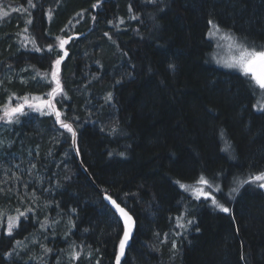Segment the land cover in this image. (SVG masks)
Returning a JSON list of instances; mask_svg holds the SVG:
<instances>
[{
	"label": "trees",
	"instance_id": "16d2710c",
	"mask_svg": "<svg viewBox=\"0 0 264 264\" xmlns=\"http://www.w3.org/2000/svg\"><path fill=\"white\" fill-rule=\"evenodd\" d=\"M34 2L37 7L30 10L28 34L35 38L41 52H35L31 44L16 49L17 42L20 44L16 32L23 30L28 14L12 12L11 8H27V0H3L4 9L10 13L3 31L7 36L0 40V79L4 80L0 105L9 102L12 93L16 97L27 94L29 99L33 95L47 98L50 85L39 78L32 80L33 69L24 72L31 73L25 78L27 83L9 82L4 78L6 66L17 72L34 65L42 73L48 72L56 52L49 53L46 46L55 44L57 35H77L65 46L69 55L61 72L68 98L57 108L65 114L62 119L79 117L80 155L70 147V134L59 128L54 116L26 108L29 114L19 118L21 123L8 126L6 136L12 143L0 149V180L5 178V169L19 165L25 169L23 180L29 186L24 188L21 181L12 180L0 184L6 190L13 188L12 193H0V210L6 213L0 216V229H6L7 215L15 214L17 207L23 210L30 206L28 200L21 204L18 195L33 191L41 205L45 200L53 201L38 213V219L48 216L61 223L52 235L51 228L40 232V224L31 214L21 217L12 237L0 235V260L15 240L28 237L27 252L21 253L23 259L15 260V264H24L29 253H40L39 247L30 243L39 236L53 249L47 255V264H56L58 256L64 264L67 254H61V250H67L73 241L78 245L83 241L85 251L88 245L100 249L95 253L100 264H114V246L123 225L102 197L106 189L127 207L135 221L122 264H264L263 190L245 185L226 205L232 209L226 214L210 207V201L192 199L176 183L193 184L201 171L209 178L219 174L217 182L223 192L215 195L223 202L230 187L236 186L235 177L246 179L249 173L264 170V111L253 109L254 104L259 108L264 95L261 99L259 90L250 89L239 74L213 65L214 45L206 36L208 21L213 19L257 46L264 45V0H164L147 8L140 0H103L95 11L92 5L96 0ZM129 4L141 12L142 23L128 19ZM49 10L51 19L46 14ZM81 12L82 20L77 15ZM145 13L154 15L155 23ZM91 15L97 16L94 25ZM117 17L125 20L119 32L107 23ZM70 20L75 29L61 32ZM106 31L116 44L103 35ZM121 51L127 55L122 56ZM170 63L175 65L174 71L169 70ZM94 75L98 78L92 80ZM117 80L121 82L116 84ZM108 91L115 99L111 106L101 108ZM17 102L22 101L11 100L12 105ZM113 121H119L120 135L100 131ZM220 128L232 142L235 159L221 151ZM110 151L112 156L108 155ZM120 151H126V155L115 154ZM29 161L37 165L32 176L27 172ZM57 181L59 188L54 186ZM45 188L51 192H43ZM55 202L63 209L61 215ZM72 207L77 210L72 215L74 226L64 215ZM186 209L194 212L196 223L184 236H176L175 232L184 231L176 227V217ZM192 218L185 212V219ZM85 228L89 231L84 232ZM45 232L47 240L43 239ZM172 239L179 247L175 255ZM3 264H13V260ZM75 264H96V259L81 258Z\"/></svg>",
	"mask_w": 264,
	"mask_h": 264
},
{
	"label": "snow or ice",
	"instance_id": "6c2138e0",
	"mask_svg": "<svg viewBox=\"0 0 264 264\" xmlns=\"http://www.w3.org/2000/svg\"><path fill=\"white\" fill-rule=\"evenodd\" d=\"M103 0H96V3L92 5V9L98 10ZM142 7L147 8L148 5L156 6L158 3H163L164 0H140ZM59 3V0H57ZM27 8H15L12 7L11 11H23L27 12L28 19L25 21V27L22 30V33H17L18 36L21 37L20 47L26 48L28 44L33 46V50L35 52H41L42 49L37 45L35 38L30 36L29 33V25L32 24V14L31 9L36 8L37 4L34 0H27ZM156 11H163L162 8H157ZM128 13L130 14L128 19L133 21H140L141 20V12L134 11V5L129 4L128 6ZM51 19L52 11L49 10L46 13ZM149 16L150 19L153 20L155 23V16L149 13H145ZM80 19H83V12L78 13ZM9 16V11L4 10L3 0H0V20ZM91 20L93 21V25L97 20L96 15H91ZM80 21L77 20L76 23L78 24ZM113 28L116 29L117 32L120 30V26L125 23L123 18L117 17L115 22L113 20H108L107 22ZM75 24L72 21H69V24L65 26L64 29H61V32L66 31L71 27V29H75ZM208 31L206 36L210 40L219 41H227L229 47L233 49L235 55L232 57L231 62H221L216 56H212V60L219 66L224 67L225 69H234L239 74L244 81L248 83V87L255 91V89H259L261 93H264V45L257 46L255 42H250L246 36L238 35L232 28L222 27L218 24L215 20L209 19L208 21ZM158 27V25H157ZM83 35V34H79ZM103 35L108 38L113 44H116L113 36L110 35L109 32H104ZM78 38L77 35H68L67 37L57 35L55 37V44L49 43L46 46V50L49 53L56 52L55 58L51 60V68L50 71L42 73L39 69H36L34 65H29L27 68L20 69V72H26L29 69H33L35 74L31 76L32 80H36L39 78L40 80L44 81L48 85H50V90L45 93L47 98H42L41 96L33 95L31 99H29V95H24L20 97H16L15 93H12L9 97V102L0 105V130H8L6 126L8 125H15L21 123L19 119L21 116H26L29 113L26 111L27 109H31L32 111L39 112L41 115H49L54 116L55 123L59 125L60 129H63L66 133L70 134L71 137V148H74L76 151V155H80V149L77 146L78 144V131L79 128L82 127L81 124L78 123L79 117L73 116L71 118L65 117L62 119V116L65 114L62 110L57 108V104H60L62 100L68 98L67 91L64 87V83L62 80V72L61 66L62 63L65 61L66 57H68L69 53L66 50L65 46L68 45L70 42L75 41ZM117 49L119 50V46L117 45ZM122 56H126L127 53L121 51ZM99 64V61H96ZM134 67V66H133ZM169 70H175L174 64L168 65ZM7 72L6 77L9 82L12 81L13 76L9 75L8 73H15V69L11 67V65L6 66ZM151 70V69H150ZM127 75H131V72H128ZM97 76H92V80L97 79ZM21 83H27L25 79L21 77ZM121 81H115L116 84H119ZM91 83V80L89 81ZM4 84V80L0 79V87ZM13 98L18 99L22 102H17L13 106L11 104V100ZM115 99L113 93L108 91L105 96L103 97L104 105L100 107L103 108L105 105L111 106L113 100ZM254 110L264 111V103H259V108L257 109V105H253ZM107 130L108 135H120L119 129V121H113L111 125L106 129V127L102 126L100 131L103 133ZM219 138L223 141V147L221 151H225L229 154V156L235 159L234 156V147L230 139L227 138L226 130L223 128L218 129ZM60 137H63L65 140L68 139L64 133H59ZM12 141L7 139V137H0V149H3L6 145H11ZM51 153H49L50 155ZM114 153L109 152L108 155L112 156ZM121 157L126 155V151H120L115 153ZM29 156L32 155L31 152L28 153ZM37 155L39 152L37 151ZM2 167V165H0ZM37 165L34 162L29 161L28 164V175L32 176L34 170L36 169ZM13 168L18 169V171L12 170ZM25 169L21 168L19 165H13L11 168L5 169V178L0 180V184L6 185L8 180L21 181L23 183V187L27 188L29 186V182L23 180V174ZM11 172V176H8L7 173ZM217 174L214 177H207L206 174L201 171L198 178L194 181L193 184H186L182 183L179 180L176 183L179 185V188L182 189L184 192L190 193L192 199L196 201H201L203 199L204 202L210 201V207L218 210L222 213L230 214L232 209L229 206H226L230 203V201L234 200L237 195L240 193V189L243 188L245 185H255L261 190H264V170H260L255 173H249L246 179H241L239 177L234 178V182L236 184L235 187H230L229 192L227 193V199L221 202V199L217 198L215 193H222L223 189L220 183L217 182ZM37 182L39 181V177H36ZM65 179H70L69 176H65ZM56 188L61 187L60 183L57 181L54 185ZM104 192L103 199L107 201L111 208L114 210V215L118 217V222H122L123 229L122 234L119 235L118 244L114 246V264H122V258L126 256V251L129 249L130 240L133 237V230L135 227V221L133 215L130 214V211L127 209L126 206H122L121 203L117 202L118 198L114 199L106 189L102 190ZM13 188L0 187V193H12ZM43 192H51V189L45 188ZM127 195V194H125ZM18 199L21 204H24L25 200L30 202V206L24 207L21 210L19 207L15 209V215L8 214L7 215V227L6 229H0V235H7L8 237H12L13 233L18 228V222L20 221L21 217L29 218V214L33 218H37V223L40 224V232H44V229L51 228L53 229L52 235H55V228L57 225L61 223L60 220L50 219L48 216H45L44 220L40 221L38 219V213L42 209H47L53 201L45 200L43 205L40 203V197L37 195L35 191L26 194H19ZM56 208L59 209L58 215L63 213V209L59 202H55ZM202 206V205H198ZM189 208H191V204L189 203ZM76 208L72 207L69 209L68 213H64V215L68 216V224L70 226H74L72 215L76 213ZM185 212L188 215H191L192 219H185ZM185 212H181L179 216L176 217V227L179 229H183V232H175L176 236H184L190 226L195 225L196 221L194 218V212L185 210ZM6 215L5 211L0 210V216ZM70 230V229H69ZM197 232L200 231L199 227L195 229ZM89 229L85 228L84 232H88ZM65 237H67L68 233H64ZM168 238V234L165 233V239ZM43 239H48V234L45 232L43 235ZM28 240V237H25V241ZM22 240H15L12 244L11 249L9 251L2 253V260H0V264L8 260H13V264H15V260L23 259L21 253L27 252L29 245ZM165 241H161L164 243ZM31 245L38 246L40 249L39 254L29 253L28 259L24 261V264H28V261H35V264H47V255L48 253L52 252L53 249L49 248L45 243L41 242L39 236H34L33 239L30 241ZM100 249H93L91 245L87 246V251H85L84 242L78 245L75 241L69 244L68 249L61 250V254L66 253L67 258L72 264H75L76 261L80 260L81 258L90 259L95 258L96 264H100V258L95 256V253H99ZM171 251L173 255L179 252L178 242L175 239L171 240ZM241 259H244L243 255ZM56 264H62L60 256L57 257Z\"/></svg>",
	"mask_w": 264,
	"mask_h": 264
},
{
	"label": "rangeland",
	"instance_id": "374dc122",
	"mask_svg": "<svg viewBox=\"0 0 264 264\" xmlns=\"http://www.w3.org/2000/svg\"><path fill=\"white\" fill-rule=\"evenodd\" d=\"M4 5V4H3ZM5 6V5H4ZM5 10V9H4ZM5 11H8L7 9L5 10ZM9 13H10V11H9ZM5 20H8V18L6 17V18H4L3 20H0V40H1V36L3 37V36H7V35H4L3 34V31L5 30V29H7V24L8 23H5ZM17 33H22V29H20V31L18 32H16V36H17V39H19L20 40V42H22L21 41V37L20 36H18L17 35ZM15 39L14 38H11L10 39V41H14ZM212 42H213V45H214V49H213V51H212V53H211V61H212V63H213V65H215L216 67H218V68H220V69H222V70H225V71H228V72H233V73H236V75L238 74L237 72H236V70H234V69H225L224 67H221V66H219V65H217L213 60H212V56H216L219 60H221V62L223 63V62H231V60H232V57L235 55V53H234V51H233V49L232 48H230L229 47V44H228V42L227 41H219V42H217L216 40H211ZM19 48H20V44H19V42H17V46H16V49L17 50H19ZM27 72V71H26ZM9 75H12L13 76V79L12 80H21V77L23 78V79H25L26 77H28V76H30L31 75V73L29 72V75H26L24 72H20V71H17V72H15V73H8ZM35 73L33 72V75H34ZM4 78L8 81V79H7V77H6V75H4ZM259 90V89H258ZM259 95L261 96L260 98L262 99V97H263V95H264V93H261V91L259 90ZM259 103H264V101L262 102H260L259 101ZM14 106V105H13ZM30 112H33L31 109L29 110ZM0 123H3V122H0ZM9 126V125H8ZM8 126H6V128L8 129ZM8 132V130H0V137H7L6 135V133ZM263 192H264V190H263ZM190 194V193H189ZM16 214V213H15ZM15 214H13V215H15ZM64 264H70V261L68 260V258H67V256H66V259L64 260Z\"/></svg>",
	"mask_w": 264,
	"mask_h": 264
},
{
	"label": "water",
	"instance_id": "95a60500",
	"mask_svg": "<svg viewBox=\"0 0 264 264\" xmlns=\"http://www.w3.org/2000/svg\"><path fill=\"white\" fill-rule=\"evenodd\" d=\"M74 152H75V154H76V151H75V149H74ZM103 195L104 194H102V197H103ZM106 202V204L111 208V205L107 202V201H105ZM112 209V208H111ZM113 210V209H112ZM113 212H114V210H113ZM122 223V222H121ZM134 230H135V227H134ZM134 230H133V233H134ZM130 242H131V240H130ZM130 245V244H129ZM124 258H122V260H123Z\"/></svg>",
	"mask_w": 264,
	"mask_h": 264
},
{
	"label": "bare ground",
	"instance_id": "6f19581e",
	"mask_svg": "<svg viewBox=\"0 0 264 264\" xmlns=\"http://www.w3.org/2000/svg\"><path fill=\"white\" fill-rule=\"evenodd\" d=\"M81 36V35H80ZM74 149V148H73Z\"/></svg>",
	"mask_w": 264,
	"mask_h": 264
}]
</instances>
